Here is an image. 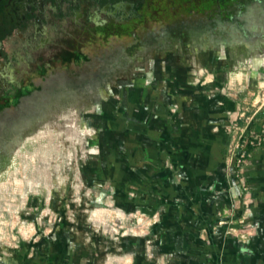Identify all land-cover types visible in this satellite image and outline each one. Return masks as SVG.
Listing matches in <instances>:
<instances>
[{
    "label": "crops",
    "instance_id": "obj_1",
    "mask_svg": "<svg viewBox=\"0 0 264 264\" xmlns=\"http://www.w3.org/2000/svg\"><path fill=\"white\" fill-rule=\"evenodd\" d=\"M246 8L256 34L230 23L228 32L213 25L181 38L193 46L177 64L162 56L135 68L116 85L121 96L99 102L97 130L86 127L94 142L80 172L96 191L90 200L125 195L129 215L147 226L120 233L104 219L122 211L92 208L77 228L65 216L61 241H24L5 264H264V139L248 146L244 174L228 150L235 120L246 124L260 95L252 97L264 92V0H246ZM249 129L262 132V112Z\"/></svg>",
    "mask_w": 264,
    "mask_h": 264
},
{
    "label": "flooded vegetation",
    "instance_id": "obj_2",
    "mask_svg": "<svg viewBox=\"0 0 264 264\" xmlns=\"http://www.w3.org/2000/svg\"><path fill=\"white\" fill-rule=\"evenodd\" d=\"M247 10L246 0H0V174L24 142L49 140L55 125L79 130L81 109L70 104L99 98L101 68H130L137 53L135 68L162 56L175 65L193 46L181 38L213 25L252 36Z\"/></svg>",
    "mask_w": 264,
    "mask_h": 264
},
{
    "label": "rangeland",
    "instance_id": "obj_3",
    "mask_svg": "<svg viewBox=\"0 0 264 264\" xmlns=\"http://www.w3.org/2000/svg\"><path fill=\"white\" fill-rule=\"evenodd\" d=\"M133 27L138 30V25ZM124 35L125 38L129 37L126 33ZM138 55L139 53L133 58L130 68H101L103 78L99 98L88 99L81 104H70V107L77 105L76 107L81 109V116L77 119L80 125L78 131L75 132L71 127L64 129L55 125L49 140L40 136L36 140L24 142L11 165L0 174V264H5V259L13 252L12 248L21 246L24 241H41L44 240L45 234H48L51 240L57 237L60 239L61 229L56 231L55 223L60 220L61 206L65 208L67 220H71L68 225L76 228L86 219L89 210L96 207L101 209L94 210L93 214L99 216L107 212V209L122 211L118 217L109 216L104 219V224L109 227L116 226L120 233L130 232L128 230L132 226H147L144 224L146 221L129 215L125 195L115 200L112 194L105 193L98 201L90 200L96 191L91 192L82 182L80 172L81 164L88 159V155H92H87V149L92 147L89 146V141L94 142L93 135L86 134V127L93 132L97 130L94 124L99 102L108 100L114 94L116 97L121 96L116 92V85L128 80L135 71L140 59ZM257 95L258 92L252 97V102ZM249 107L251 109L247 114L251 115L258 103L249 104ZM260 112L264 114V107L255 116ZM229 155L231 156L230 151ZM244 164L241 165L240 171L236 167L237 173L244 174ZM50 223L55 225V230L49 231L53 227ZM231 232L237 234V231Z\"/></svg>",
    "mask_w": 264,
    "mask_h": 264
},
{
    "label": "built area",
    "instance_id": "obj_4",
    "mask_svg": "<svg viewBox=\"0 0 264 264\" xmlns=\"http://www.w3.org/2000/svg\"><path fill=\"white\" fill-rule=\"evenodd\" d=\"M258 95H260V98L257 100V102L253 103V105L258 103V107L253 111L251 115H246L244 113L247 120L246 124L241 125L238 123L237 120H235L236 122L234 123L235 134L231 142L229 151L239 171L241 170V165L245 163L250 153V151L248 150V146L250 144L261 143L262 140L264 139V136L262 134L264 129L262 130V132H254V133H252L251 130L249 129V123L251 122V120L255 117L256 113H258L259 110L264 107V92H260ZM238 175H240V172H238ZM229 230L237 231V233L242 237L247 236L244 231H242L240 228H237L235 226H231Z\"/></svg>",
    "mask_w": 264,
    "mask_h": 264
}]
</instances>
